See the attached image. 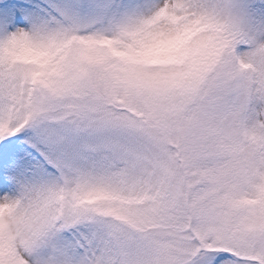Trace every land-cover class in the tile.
<instances>
[{
    "label": "snow or ice",
    "instance_id": "obj_1",
    "mask_svg": "<svg viewBox=\"0 0 264 264\" xmlns=\"http://www.w3.org/2000/svg\"><path fill=\"white\" fill-rule=\"evenodd\" d=\"M0 264H264V0H0Z\"/></svg>",
    "mask_w": 264,
    "mask_h": 264
}]
</instances>
